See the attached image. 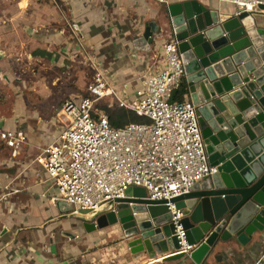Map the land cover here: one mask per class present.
<instances>
[{"label":"crops","instance_id":"0c3cea01","mask_svg":"<svg viewBox=\"0 0 264 264\" xmlns=\"http://www.w3.org/2000/svg\"><path fill=\"white\" fill-rule=\"evenodd\" d=\"M181 1L184 0H0V5L16 6L12 12L0 13L3 82L10 87L15 78L8 65L14 66L21 55L26 57L23 52L26 47L29 60H35L41 70L48 69L56 75L53 83L61 73L69 74L77 63L87 65L86 73L80 72L78 76L79 95L87 93V86L97 73L92 60L98 62V71L107 76L110 73L102 64L108 62L115 69L110 75L118 80V86L128 88L135 82L136 92L151 56L163 42L174 37L166 24L167 6ZM198 1L219 9L222 21L240 10L237 5L222 0ZM33 6L34 14L29 10ZM151 21L159 23L161 32L155 34L150 48L143 41L137 46L135 42L143 38ZM18 47L22 50H17ZM128 66L135 70L134 74L127 70ZM42 79L35 75L36 86L41 88L37 89L38 98L34 102L45 101L40 95L42 88L48 95L60 93L51 111L45 102L42 106H27L20 93H25L22 85L28 84L18 80L14 99L0 107V124L6 129L22 130L29 138L16 153L0 141V264H195L189 256L166 259L173 252L171 248L157 253L155 258L146 251L133 254L128 246L132 239L124 236L120 225L89 229L86 221L91 215H76L71 205L72 209L65 210L58 206L63 200L55 199L58 190L37 157L62 128L60 101L76 91L60 79L57 80L65 86L63 90L58 89V84L43 86ZM7 94L12 97L11 92ZM184 97L190 98L189 91ZM263 258L264 228L245 244L236 239L217 242L203 264H257L260 260L261 264Z\"/></svg>","mask_w":264,"mask_h":264},{"label":"water","instance_id":"95a60500","mask_svg":"<svg viewBox=\"0 0 264 264\" xmlns=\"http://www.w3.org/2000/svg\"><path fill=\"white\" fill-rule=\"evenodd\" d=\"M258 7L223 21L219 9L198 0L174 2L166 9L209 160L218 167L172 200L184 213L181 224L188 243L197 247L190 254H174L179 244L172 215L165 201L146 198L142 187L129 188L115 211L87 216L89 229L120 225L132 239L128 246L133 254L146 251L155 258L171 248L166 259L189 256L195 264H203L217 242L245 244L263 230L264 24L259 23L264 22V4ZM161 30L159 23L149 22L136 45L143 41L150 48ZM58 206L72 209L66 201Z\"/></svg>","mask_w":264,"mask_h":264},{"label":"built area","instance_id":"2783aa9c","mask_svg":"<svg viewBox=\"0 0 264 264\" xmlns=\"http://www.w3.org/2000/svg\"><path fill=\"white\" fill-rule=\"evenodd\" d=\"M222 1L237 5V13L256 11L264 4V0ZM91 63L97 73L87 93L63 102L62 128L37 157L58 190L55 199L66 201L76 214L99 215L105 209L115 211L129 188L142 187L146 198L165 201L172 215L179 244L174 254H190L197 245L188 243L181 224L184 213L172 200L190 192L218 167L209 160L198 106L190 98L173 100L186 78L179 41L171 37L156 49L133 97L115 78L98 71L96 60ZM105 100L111 102L108 106L115 103L133 110L149 122L114 127L103 107ZM0 141L16 153L27 134L0 124Z\"/></svg>","mask_w":264,"mask_h":264},{"label":"rangeland","instance_id":"374dc122","mask_svg":"<svg viewBox=\"0 0 264 264\" xmlns=\"http://www.w3.org/2000/svg\"><path fill=\"white\" fill-rule=\"evenodd\" d=\"M33 8L34 9H32V7H31V9H30V7H29V10H31V13L34 14V11H35L36 8L34 6H33ZM3 10L5 12L6 11L7 12H12V11L16 10V6L14 4L9 5V4H3V3H1V5H0V13H2ZM4 24L5 23L2 22V25H4ZM19 49H21V48L18 47L17 50H19ZM25 51H26V47H23L24 56H26V57H22V55H21L20 56L21 59L18 58V61H15L16 63L14 62L12 64L14 66H11L10 64L8 65L9 69L12 72V74H11L12 77L15 78V79H13L11 81L10 87L7 86L6 82H3L4 79L1 77L2 76V74H1L2 71L0 72V107H2L3 104L8 105L7 103H10V100L12 101V99H14L13 98V96H14L13 91L15 90L16 86L18 85L17 84L18 83L17 80H18V81H25L28 84L27 86L24 85V84H23L24 86L22 85V89L25 91V93L24 92L23 93L22 92L20 93L21 94V97L23 99V102H25V100L27 101V106L28 105H35V107H37L36 106L37 104H38V106H42L44 104V102H45L46 105H50V108H51L50 111H51L52 110V107L56 105L54 103H55L56 99L59 97L60 93L58 94V93L54 92V95H50V94L48 95V94H46L47 91L44 90V88H42L41 89V92H40V95L42 96V98L45 101L43 102L42 100H39V101L34 102V99L35 98H38V96L35 95L36 93L39 92L37 89L40 90V88H41V86H39V87L36 86L37 84L34 81L35 80V75H38L41 78L43 77V79H42L43 86L44 85L50 86L52 84H58L59 85L58 89L59 90H63V87H65V86H63L62 84H59L60 82L57 80V79H60L61 81H63L64 83H66V86H68L69 89H71L73 91L74 90L76 91V92L70 93L69 94V97H74V96L79 95L77 93H79L81 89H80V85L79 86L77 85L78 84V80H79V77L78 76H79L80 72L86 73V70H88L87 65H84V63L82 64L80 62L77 63V65L75 66L76 69L75 68H72L71 69V72L69 74L68 73L67 74H62L61 73L60 75H58L59 78H55L57 82L55 81L53 83V77L54 76L56 77V75L53 72H48V71H50L48 69H47V71H45L46 69L45 70H41L37 66L35 60H29L28 59L27 56L29 55V53L28 52H25ZM16 53H18V51H16ZM27 53H28V55H27ZM108 65H109L108 62L107 63H103L102 64V67L104 68L105 71L106 70L109 71L110 74H114L115 69L114 68H110V66H108ZM84 69H86V70H84ZM127 70L131 74H134L135 73V70H132L129 66L127 67ZM42 72H43V74H42ZM110 74H109V76L112 77L113 75H110ZM63 77H66V78L63 79ZM71 79L72 80L75 79L74 82ZM130 80L132 81V78ZM69 83H70V85H68ZM131 83L132 84L129 85V87L127 88V91H128V93H130V96L133 97V96H135V82H131ZM10 92L12 93L11 94L12 97H7L8 96L7 93H10ZM86 92H87V89H86ZM66 97H68V95L67 96H64V98H66ZM63 102H64V99L62 101H60L61 108H59L61 110L60 117H59V121H60L59 124H61V125L63 124L62 119H64V116L62 114ZM103 102H105L104 103L105 105H103V107L105 108V110H106L107 107H112V108L118 107L117 104H115V103H113L112 106H108V105H110L109 103H111L109 100L108 101L105 100ZM34 103H36V104H34ZM50 111L48 110V112H50ZM27 140H29L28 135H27ZM41 151H42V148H41ZM261 264H264V258H263Z\"/></svg>","mask_w":264,"mask_h":264},{"label":"trees","instance_id":"16d2710c","mask_svg":"<svg viewBox=\"0 0 264 264\" xmlns=\"http://www.w3.org/2000/svg\"><path fill=\"white\" fill-rule=\"evenodd\" d=\"M188 93L187 84L184 80L181 87L174 91L173 100L184 99L185 94ZM106 111L109 115L110 123L114 127H121L131 122L145 123L149 122L147 117L139 116L133 110L127 109L125 107H107Z\"/></svg>","mask_w":264,"mask_h":264}]
</instances>
